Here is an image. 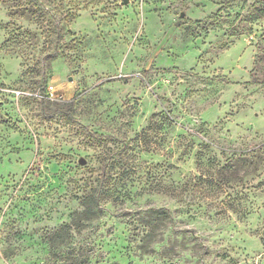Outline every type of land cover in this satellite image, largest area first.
<instances>
[{
    "label": "rangeland",
    "instance_id": "374dc122",
    "mask_svg": "<svg viewBox=\"0 0 264 264\" xmlns=\"http://www.w3.org/2000/svg\"><path fill=\"white\" fill-rule=\"evenodd\" d=\"M255 1L0 0V264H264Z\"/></svg>",
    "mask_w": 264,
    "mask_h": 264
},
{
    "label": "trees",
    "instance_id": "16d2710c",
    "mask_svg": "<svg viewBox=\"0 0 264 264\" xmlns=\"http://www.w3.org/2000/svg\"><path fill=\"white\" fill-rule=\"evenodd\" d=\"M264 19V0H256L253 5L251 6V8L249 9L248 13H247V17H245L243 20V24L245 23V25L241 24L240 26H236L233 25L230 29V32H232V34H240L243 31H245V29H249V25L246 22H253L256 21L258 19ZM241 19V18H240ZM251 29V28H250ZM261 59H264L263 57H258L256 60V63H258ZM45 95L44 91L41 90V93ZM44 98V97H42ZM87 201H83V204H86ZM91 202V201H90ZM152 211H154L158 217H168L170 216L169 214V210L165 209V208H153L151 209ZM86 212H91V209L89 207H86L84 209V211L82 213H86ZM86 218H90V216L87 215ZM67 224H63L61 228H59L58 230H56L53 235L51 236V240H54L55 238H57L60 235H65L66 234V229H67Z\"/></svg>",
    "mask_w": 264,
    "mask_h": 264
},
{
    "label": "water",
    "instance_id": "95a60500",
    "mask_svg": "<svg viewBox=\"0 0 264 264\" xmlns=\"http://www.w3.org/2000/svg\"><path fill=\"white\" fill-rule=\"evenodd\" d=\"M128 2H129V0H121V4H126ZM183 17H184V11H181L180 14H179V20L176 22V25H179L181 23V18H183ZM78 163L79 164H84L85 163L84 158L79 157Z\"/></svg>",
    "mask_w": 264,
    "mask_h": 264
},
{
    "label": "built area",
    "instance_id": "2783aa9c",
    "mask_svg": "<svg viewBox=\"0 0 264 264\" xmlns=\"http://www.w3.org/2000/svg\"><path fill=\"white\" fill-rule=\"evenodd\" d=\"M48 92L51 96L53 95V86H49L48 87V90L46 91ZM39 97H46V94L43 95V94H37Z\"/></svg>",
    "mask_w": 264,
    "mask_h": 264
}]
</instances>
